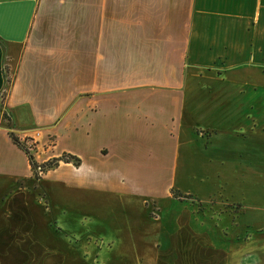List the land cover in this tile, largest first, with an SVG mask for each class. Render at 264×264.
<instances>
[{
	"label": "crops",
	"instance_id": "1",
	"mask_svg": "<svg viewBox=\"0 0 264 264\" xmlns=\"http://www.w3.org/2000/svg\"><path fill=\"white\" fill-rule=\"evenodd\" d=\"M64 130L81 164L54 171L120 195L127 218L142 174L158 184L169 162L172 179L176 168L217 185L264 177V0H0V190L18 186L14 201L33 174L11 134L33 139L43 164L62 157L42 155ZM163 216L118 230L144 263L264 264V241ZM57 231L9 241L0 264H94Z\"/></svg>",
	"mask_w": 264,
	"mask_h": 264
},
{
	"label": "rangeland",
	"instance_id": "2",
	"mask_svg": "<svg viewBox=\"0 0 264 264\" xmlns=\"http://www.w3.org/2000/svg\"><path fill=\"white\" fill-rule=\"evenodd\" d=\"M35 133L37 138H40L42 132ZM44 136V139H48ZM34 146L37 148L36 142ZM79 147L71 131L64 130L57 135L56 143L52 139L48 140L42 156L53 154L58 158L64 154L72 155V151ZM33 155L35 159V151ZM34 161L38 167L32 172L31 179L19 185L25 193L21 192L13 201V196L19 191L18 186L12 190L9 188L7 192L0 190V238L4 235L7 237L5 241L0 239L1 261L7 247H14L8 246L9 241H17L23 236L27 237L26 242H29L31 237L42 240L45 231L47 233L59 230L58 238L86 252L89 255L87 261L94 264H148L137 257L136 252L140 251L139 249L121 244L118 230L124 228L127 222L145 223V219L157 220L163 214L164 220L161 223H171V218L177 211L183 222L218 224L225 229L224 234H228L230 239H237L236 236L241 235V238L264 241V177H250L236 183L217 185L214 180H205L203 183L186 180L180 173L181 169L176 168L175 179H172L169 162L165 168L167 172L162 173L160 181L156 182L158 184L151 183L145 173L142 174L144 179L135 184L140 197L138 200L134 199L136 206L132 212L129 211V219L120 214V210L126 207L121 199H118L120 195L117 197L99 186L91 189L73 188L71 168L42 172L41 164L37 160ZM49 172L52 173L49 175ZM168 189L171 195L191 194L198 198L212 196L213 203L210 204L211 200L201 199L205 217L190 215L184 210L192 209L190 205L174 204L173 199L167 195ZM231 204L242 205L243 215L235 214L234 209L227 207ZM96 213H105L104 216L114 213L118 217L109 216L110 221H104V218H95ZM113 226L117 231H113ZM112 243L114 248L110 249ZM252 250L256 251L257 247ZM14 255L13 250V260Z\"/></svg>",
	"mask_w": 264,
	"mask_h": 264
},
{
	"label": "trees",
	"instance_id": "3",
	"mask_svg": "<svg viewBox=\"0 0 264 264\" xmlns=\"http://www.w3.org/2000/svg\"><path fill=\"white\" fill-rule=\"evenodd\" d=\"M5 77H6V81L7 84L11 83V79L7 76V74L5 73ZM11 138L13 140V142L15 143V145H17L21 150H23L26 155L28 156L29 160H30V164L32 167V171L34 172L35 169L38 167L37 163H35V159H34V155H33V151L36 152V147L33 146L31 149H29L26 145V143L28 141H31L30 139H27L26 142H22L21 140H19L16 136H14L13 134H11ZM61 163H65V164H74L75 166H79L81 164V161L72 155H67L64 154L61 158L58 159H53L51 161H48L46 163L41 164V171L42 172H48L50 170H53L55 168H58ZM175 198H178L180 200H191L192 204H194L195 206L198 207L199 211H202L203 207H202V203L200 200H198L197 198H194L192 196H183L181 194H174Z\"/></svg>",
	"mask_w": 264,
	"mask_h": 264
},
{
	"label": "built area",
	"instance_id": "4",
	"mask_svg": "<svg viewBox=\"0 0 264 264\" xmlns=\"http://www.w3.org/2000/svg\"><path fill=\"white\" fill-rule=\"evenodd\" d=\"M27 139H25V141H26ZM31 141H28L27 143H26V145H27V147L29 148V149H31L33 146H34V140L33 139H30Z\"/></svg>",
	"mask_w": 264,
	"mask_h": 264
}]
</instances>
